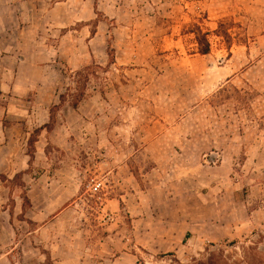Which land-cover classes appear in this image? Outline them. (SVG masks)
Instances as JSON below:
<instances>
[{"label": "rangeland", "instance_id": "374dc122", "mask_svg": "<svg viewBox=\"0 0 264 264\" xmlns=\"http://www.w3.org/2000/svg\"><path fill=\"white\" fill-rule=\"evenodd\" d=\"M0 51V264L264 261V0H0Z\"/></svg>", "mask_w": 264, "mask_h": 264}, {"label": "trees", "instance_id": "16d2710c", "mask_svg": "<svg viewBox=\"0 0 264 264\" xmlns=\"http://www.w3.org/2000/svg\"><path fill=\"white\" fill-rule=\"evenodd\" d=\"M196 30L197 32L196 34V38L195 40L198 42L199 44V52L201 54H209L211 52V42L209 40V32H204L203 29L201 28V26H196ZM220 27H223L222 25ZM223 34L225 37L228 38V33L225 31H223ZM108 55L111 57L110 59V65L115 64V57H114V49H112L110 47ZM107 68L102 67L100 65H89L86 66L84 68H82L81 70H78L76 72L77 76L83 77L84 80L86 81V83L83 84V87L81 88V90L77 89L79 91L78 94H74L73 95V100L71 101V106L74 109H77L80 105V103L83 101V99H85L86 97V85L87 82L90 80L91 76H97L98 75V71L99 70H106ZM65 100V95H60V102L63 103ZM60 105H54L51 109H50V113H51V117H50V122L44 124L42 127L38 128L35 131V135L38 133H41L44 129L49 131H52L54 128V123H55V115H54V109L58 108ZM33 134V136H35ZM32 136V139L30 140V151L33 148V144L34 142H37L38 139L34 140ZM31 160H34V152L33 153H29ZM19 174H24V172H21ZM30 204V201H29ZM262 239H263V235L260 233H257ZM189 236V234L187 235V237ZM237 242H232L231 245H236ZM242 249L244 250V257L242 260H234L231 261V257L226 256L224 254V251L222 249H217V250H212L210 248H206L205 252L203 254H201V257L198 258H193V264H264V261L261 259H257L256 261H252V262H247V259L249 260V255L251 252L253 251L255 248L253 246H242ZM164 256H174V259H172V261L175 264H182L180 263V261L176 258L175 253H167Z\"/></svg>", "mask_w": 264, "mask_h": 264}, {"label": "crops", "instance_id": "0c3cea01", "mask_svg": "<svg viewBox=\"0 0 264 264\" xmlns=\"http://www.w3.org/2000/svg\"><path fill=\"white\" fill-rule=\"evenodd\" d=\"M2 37L3 36H1V38ZM5 57L6 55L1 53L0 51V91L6 90L4 88V85H2L3 81H1L2 80L1 77H3L4 74L6 73V68L4 67ZM29 89L30 88H28V91ZM7 120H9L8 116H5L4 118L0 117V174L7 173L10 167L14 165V155L10 154L9 152H5V151L3 152V150L7 148L8 144H10L13 141H16L17 144L19 143V140H20L19 136L21 134L19 132V126L23 124V122H19L18 120H16L15 123H12L6 126ZM45 123H47L46 120L42 124H45Z\"/></svg>", "mask_w": 264, "mask_h": 264}, {"label": "built area", "instance_id": "2783aa9c", "mask_svg": "<svg viewBox=\"0 0 264 264\" xmlns=\"http://www.w3.org/2000/svg\"><path fill=\"white\" fill-rule=\"evenodd\" d=\"M97 189V188H96Z\"/></svg>", "mask_w": 264, "mask_h": 264}]
</instances>
